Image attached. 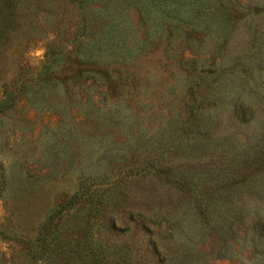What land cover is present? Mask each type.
Instances as JSON below:
<instances>
[{
  "label": "rangeland",
  "instance_id": "obj_1",
  "mask_svg": "<svg viewBox=\"0 0 264 264\" xmlns=\"http://www.w3.org/2000/svg\"><path fill=\"white\" fill-rule=\"evenodd\" d=\"M0 264H264V0H0Z\"/></svg>",
  "mask_w": 264,
  "mask_h": 264
}]
</instances>
